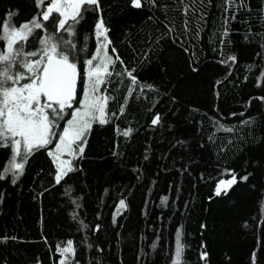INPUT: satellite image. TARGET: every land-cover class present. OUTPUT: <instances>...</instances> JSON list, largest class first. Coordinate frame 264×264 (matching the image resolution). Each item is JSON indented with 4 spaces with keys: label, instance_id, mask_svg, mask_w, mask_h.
<instances>
[{
    "label": "trees",
    "instance_id": "16d2710c",
    "mask_svg": "<svg viewBox=\"0 0 264 264\" xmlns=\"http://www.w3.org/2000/svg\"><path fill=\"white\" fill-rule=\"evenodd\" d=\"M246 2L249 10L225 23L230 13L220 0H185L187 17L176 0L141 9L130 0H99V11L75 25V37L64 34L77 44L83 73L97 48L94 24L103 19L110 52L115 47L124 61L113 65L107 84L116 116L93 124L77 170L60 184L44 149L15 185L11 176L0 180V238H9L0 239V264H58L56 246L68 240L73 264H172L178 228L184 264H205L202 251L207 264H252L253 253L264 264V102L255 99L264 97V0ZM37 12L34 0H0V21L11 13L19 25ZM222 52L236 62L222 63ZM124 67L136 69V85ZM77 88L79 100L83 79ZM9 159L10 149L0 148V169ZM232 174L238 181L251 175L216 196L218 181Z\"/></svg>",
    "mask_w": 264,
    "mask_h": 264
},
{
    "label": "snow or ice",
    "instance_id": "6c2138e0",
    "mask_svg": "<svg viewBox=\"0 0 264 264\" xmlns=\"http://www.w3.org/2000/svg\"><path fill=\"white\" fill-rule=\"evenodd\" d=\"M176 2L183 5V15L187 17L192 11L191 7L185 3V0H176ZM34 3L38 12L30 22L25 21L16 25L12 22L14 14L11 13L6 14L5 21H0V42L5 45L0 48V148L10 149L8 166L0 169V180L11 176V183L14 185L24 174L25 166L31 156L41 149L47 150L48 156L55 165L56 184H60L66 176L77 170L74 161L83 156L87 145V133L92 129L93 124L104 125L110 122V115L116 116L115 112L109 114L107 107L110 99L107 95V84L113 76L109 66L117 61L121 65L124 64L115 47L111 49L115 59L107 51L111 41L106 35L109 29L104 26L102 18L94 24L97 48L95 53L84 61L83 73L79 72L75 58L77 44L73 39L64 36L67 34V37H75V25L88 11H99V0H34ZM220 3L224 12L230 13V16H225V23H228L229 19L236 20L238 12L249 10L246 0H220ZM130 4L136 9H141L146 4L152 8L159 6L158 0H143V2L130 0ZM165 8L167 9V5ZM53 13L59 15L53 16ZM258 15L264 20V8ZM151 18L150 16L149 19ZM184 23L187 26L188 20L185 19ZM48 25L51 26L50 29ZM172 30L169 28V32ZM228 34L225 28L223 35ZM220 43L227 48L225 41L221 40ZM222 55L226 56L222 63L237 60L235 55L226 52H222ZM260 55L264 56V54ZM135 71V68L129 70L124 67V73L130 78L132 85L137 84V77L133 75ZM78 79L84 81L83 98L79 100H77ZM132 92L133 88L130 87L128 95ZM255 99L264 102V97ZM74 104L79 106L73 108ZM69 109H72L70 113ZM119 111L123 113L124 107L121 106ZM68 116L70 118L66 119ZM160 120V115L155 114L151 123L157 125ZM61 121H64L63 128L57 131L61 129ZM250 122L243 121L245 124ZM227 130L231 131V129ZM132 131L129 128L123 131L122 135L128 137ZM54 141L53 150L49 145ZM65 156L68 158H63ZM250 175L241 176L238 181L236 175L232 174L231 179L218 181L215 195H227L234 184L240 181L247 182ZM166 200L165 197L162 203ZM119 204L120 208L126 206L123 199ZM0 239L6 241L9 238ZM156 247L154 242L152 248ZM185 247L182 230L178 228L172 264H184ZM56 252L61 257L58 264H73L72 257L76 252L72 240H68L64 245L58 244ZM200 260L207 264V251L200 253ZM252 264H257L255 253L252 255Z\"/></svg>",
    "mask_w": 264,
    "mask_h": 264
},
{
    "label": "rangeland",
    "instance_id": "374dc122",
    "mask_svg": "<svg viewBox=\"0 0 264 264\" xmlns=\"http://www.w3.org/2000/svg\"><path fill=\"white\" fill-rule=\"evenodd\" d=\"M107 51H108L109 55H112V56H113V59H115L113 53L110 52V48H109V47H108ZM94 53H95V52H94ZM112 67H113V65H110V66H109L110 70H112ZM83 94H84V92H83ZM83 94H82L81 99L83 98ZM78 106H79L78 104H74V105H73V108H76V107H78ZM71 111H72V109H71ZM68 118H70V116L66 117V119H68ZM63 125H64V121H61V129H58L57 131L62 130ZM52 149L54 150V147H53ZM63 158L67 159L68 157L65 156V157H63ZM222 187H223V186H222Z\"/></svg>",
    "mask_w": 264,
    "mask_h": 264
},
{
    "label": "water",
    "instance_id": "95a60500",
    "mask_svg": "<svg viewBox=\"0 0 264 264\" xmlns=\"http://www.w3.org/2000/svg\"><path fill=\"white\" fill-rule=\"evenodd\" d=\"M79 81H80V79H78V81H77V86H78ZM77 95H78V88H77Z\"/></svg>",
    "mask_w": 264,
    "mask_h": 264
}]
</instances>
